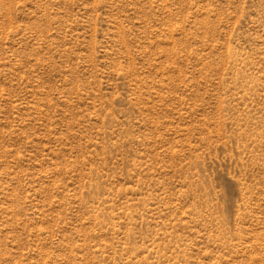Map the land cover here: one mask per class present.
<instances>
[{
	"label": "rangeland",
	"instance_id": "obj_1",
	"mask_svg": "<svg viewBox=\"0 0 264 264\" xmlns=\"http://www.w3.org/2000/svg\"><path fill=\"white\" fill-rule=\"evenodd\" d=\"M0 264H264V0H0Z\"/></svg>",
	"mask_w": 264,
	"mask_h": 264
}]
</instances>
